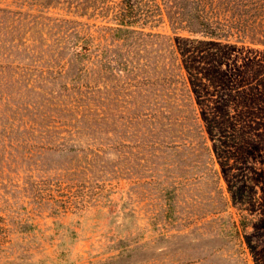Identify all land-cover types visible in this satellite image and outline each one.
<instances>
[{
	"label": "trees",
	"instance_id": "obj_1",
	"mask_svg": "<svg viewBox=\"0 0 264 264\" xmlns=\"http://www.w3.org/2000/svg\"><path fill=\"white\" fill-rule=\"evenodd\" d=\"M210 161L264 264V0H0V172L56 179L63 210L161 177L168 211Z\"/></svg>",
	"mask_w": 264,
	"mask_h": 264
},
{
	"label": "rangeland",
	"instance_id": "obj_2",
	"mask_svg": "<svg viewBox=\"0 0 264 264\" xmlns=\"http://www.w3.org/2000/svg\"><path fill=\"white\" fill-rule=\"evenodd\" d=\"M218 167L210 161L205 177L183 180L168 211L161 177L93 179L86 184L102 188L90 204L63 210L42 202L67 193L56 179L0 172V264H253L246 247L224 236L237 214ZM193 213L205 225L195 227ZM255 241L264 246V237Z\"/></svg>",
	"mask_w": 264,
	"mask_h": 264
}]
</instances>
